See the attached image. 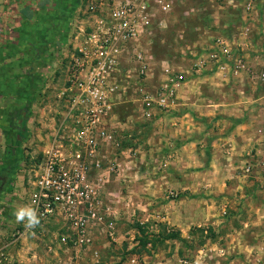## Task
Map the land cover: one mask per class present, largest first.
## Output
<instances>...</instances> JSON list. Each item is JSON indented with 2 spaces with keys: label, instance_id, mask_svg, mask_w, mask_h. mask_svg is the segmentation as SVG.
<instances>
[{
  "label": "crops",
  "instance_id": "1",
  "mask_svg": "<svg viewBox=\"0 0 264 264\" xmlns=\"http://www.w3.org/2000/svg\"><path fill=\"white\" fill-rule=\"evenodd\" d=\"M89 1L0 0V134L9 135L8 140L3 137V148L7 146L8 150V145H12L10 133L16 137L24 134L30 118L44 115L45 102L49 100L61 106L55 109L53 128L55 134L60 132L65 106L59 95L68 86L73 55L95 24V18L87 11ZM219 1L174 0L169 12L154 8L151 34L141 36L124 52L121 68L126 73L133 72L127 63L128 55L142 51L147 56L150 70L142 82L149 90L163 82L167 69L186 74V82L169 111L146 120L140 108L138 119L129 116L124 120L115 107L125 101L126 84L137 81L133 74L131 78L117 76L123 91L114 100L104 126L118 136L124 130L134 133L147 129L148 151H138L136 146L133 155L123 147L102 149V200L115 221V235L112 239L95 236L93 245L73 264H111L114 256L103 254L117 253L118 249L122 250L121 264H132L133 260L138 264H264V170L254 166L250 174H243L248 153L263 147L258 145L256 135L264 123L261 100L246 80L224 77L208 61L213 40L218 37L228 39L232 50L243 55L249 64L255 66L264 61L260 51L264 0H257L261 6L251 21L243 13L245 0H225L231 15L205 12L211 7L222 10ZM199 20L206 23L202 25ZM244 26L251 29L246 39L239 36ZM191 27L198 38L188 42L184 38ZM170 32L180 39L178 57H155L154 44L163 48L167 44L161 43ZM201 32L211 36L207 39ZM202 60L207 64L198 69ZM203 85L217 94L209 98L193 91ZM244 90L248 96L243 95ZM235 94L241 97L236 98ZM13 118H20L16 128L10 120ZM143 120L157 121L145 128L140 123ZM50 146L55 144L50 142ZM4 171L10 173V166ZM11 183L8 177L1 196ZM169 192L176 197L171 198ZM136 214L147 220L138 222L137 236L130 238L132 242H125L118 222L129 221ZM61 226L62 222L51 220L37 227L23 226L17 232L22 243L28 232L50 234L46 240L48 256L57 264H67L71 256L57 241ZM43 227L48 231H41ZM159 233L164 243L178 244L176 252L160 253L155 249ZM169 233H177L180 240L166 239ZM145 237L147 243L143 247L140 239ZM16 257V264L42 261L38 254L29 257L24 248Z\"/></svg>",
  "mask_w": 264,
  "mask_h": 264
},
{
  "label": "built area",
  "instance_id": "2",
  "mask_svg": "<svg viewBox=\"0 0 264 264\" xmlns=\"http://www.w3.org/2000/svg\"><path fill=\"white\" fill-rule=\"evenodd\" d=\"M173 1L90 0L87 4V11L95 18V24L73 55L68 68V86L59 95L65 106L59 139L55 147L43 152L26 194L27 209L35 213L39 223L29 226L28 218H24V227L28 228L51 220L62 222L57 241L71 256L67 264H73L87 251L95 236L112 239L115 235V221L102 200L103 184L99 175L102 149L122 148L118 142L120 136L104 126L114 100L120 95L117 76L131 78L133 74L135 77L142 115L146 120L169 111L177 103V92L186 82V74L167 69L166 77L156 88L144 87L142 79L147 76L150 63L142 51H133L126 58L128 65L133 67L132 73H124L121 68L128 47L141 36L151 34L154 8L169 12ZM261 4L264 6L263 1ZM260 6L257 0L244 1L243 13L247 21L253 19ZM250 33V27L244 26L239 36L246 39ZM261 35L260 51L264 54V29ZM208 61L224 77L229 75L250 83L261 100L264 122V61L255 66L249 64L243 55L232 50L228 39L222 37L213 40V52ZM203 64L207 61L197 64L198 69ZM256 135L258 145L263 147L248 153L244 175L250 174L254 166L264 170V123ZM112 164L117 168V162ZM168 194L171 198L177 195L174 192ZM19 236V232L13 235L15 239ZM11 243L0 245V264L8 260L5 251ZM138 263L137 260L132 262Z\"/></svg>",
  "mask_w": 264,
  "mask_h": 264
},
{
  "label": "rangeland",
  "instance_id": "3",
  "mask_svg": "<svg viewBox=\"0 0 264 264\" xmlns=\"http://www.w3.org/2000/svg\"><path fill=\"white\" fill-rule=\"evenodd\" d=\"M225 3V0H220L218 2V6L223 8L222 10L219 8L217 9L216 7H211L205 12H207L208 14H212L213 16L218 12H220V14L227 15V13H229L231 15L232 11L226 9ZM198 22L202 25L206 23L205 21L201 20H199ZM209 23L211 24L210 20ZM201 33L205 38H209L211 36L210 33H208L207 35H204L203 32ZM196 38H198V36L195 35L193 27H191L190 29L188 28V32H186V37L184 39L188 42H192ZM179 40L180 39L177 37V34L175 32H170L169 34H167V36L164 37L165 43H163L164 41L161 43V45L167 44L162 46L163 48L158 47L159 43H155L154 46L152 45L154 55H156L155 57L166 56L171 57L172 59H176L178 57ZM166 46H168V52H165L163 50L166 48ZM160 50H163L164 52H159ZM137 86L138 84L135 81L134 83L126 84L127 89L125 92H127V96H123V98H125V101H122L120 105L115 107V110L121 114L120 116H122L124 120L129 116H131L132 120H136L138 119L137 117H139V109L141 108V103L139 95L137 94L138 92L136 91ZM120 91H123V89L121 88ZM193 91H199L203 94V96L209 98H212L213 94H217V92L211 90L207 85H203V87L198 86ZM244 92L245 93H243V95H249L248 91L244 90ZM235 97L239 98L241 96L240 94H235ZM58 101L59 99L57 98V102ZM45 103H47V105L44 106V115L39 116L37 114L34 118H30L28 120V131H26L24 134H18L17 137L16 135L14 136L12 135V133H10L13 140H11L12 145H8V150L6 149L7 146L3 148V137L8 140L9 135L7 134V132L0 134V172H2L3 169H8L10 166L11 171L9 173V181L12 182L11 184H8L6 186L4 195H0V245L3 246L13 241V243H11L9 248L5 251V255L8 258L5 264H16V256L21 253V249L23 248L25 249V253L28 254L29 257H31L32 254H38L40 259H42V261H38V263L40 264H57V262H53L48 256V243H46V240L50 237V234H44V236H40L36 232H28L24 237L25 243H22L23 238L15 239V237H13L17 230L21 232L22 227L24 226V219L17 220L16 213L25 208L27 197L26 194L30 188V182L33 179L34 169L42 158L43 152L51 147L50 142L56 145V140L59 139V133L55 134L56 132L53 128L56 124V117H54V114H56L55 109H60L61 106L60 104L56 105V102H53L52 100H49V102L46 101ZM261 113H263V111H261ZM262 118L263 117H261V119ZM19 119L20 118L10 119L12 121V126H18ZM156 121L157 120H153V122H149L143 120V122L141 121L140 123L146 128L148 127L149 123L152 124ZM34 128H36L37 130ZM139 130V132L134 133H132L131 131L129 132L128 130H124V132L121 133L119 140L121 141L123 150H125V152L128 151V153L131 152L130 154L133 153L134 155L136 146L138 147V151H148L149 145L147 143V129ZM126 216H128V214ZM145 219H142V216H137L136 214L135 216L130 218L129 221L121 220L118 222L119 233L123 238H125V242H132L130 238H132L133 236H137L136 229L138 227L137 224H139L138 222ZM146 222L148 224L150 223V221ZM43 228H41V231H48L45 229V227ZM142 234L144 235L145 232ZM161 238L162 235L160 234L158 236V241L155 243V249H159L160 253L176 252L178 244H174L173 242L164 243ZM121 251L122 250L118 249L115 250V252L117 253L108 254L107 252L103 254V256L109 257V255H113V261H111L113 263L111 264H121ZM103 264H105V262H103Z\"/></svg>",
  "mask_w": 264,
  "mask_h": 264
},
{
  "label": "trees",
  "instance_id": "4",
  "mask_svg": "<svg viewBox=\"0 0 264 264\" xmlns=\"http://www.w3.org/2000/svg\"><path fill=\"white\" fill-rule=\"evenodd\" d=\"M123 147V146H122ZM8 177H9V173L8 172H2L0 173V193L2 192L4 186L7 184L8 182ZM140 231L143 233L144 231L141 229V227H139ZM166 239H179L178 234H172L169 233L168 235L165 236ZM140 243L143 247H145V244L147 243V238L145 237L144 239H140Z\"/></svg>",
  "mask_w": 264,
  "mask_h": 264
},
{
  "label": "clouds",
  "instance_id": "5",
  "mask_svg": "<svg viewBox=\"0 0 264 264\" xmlns=\"http://www.w3.org/2000/svg\"><path fill=\"white\" fill-rule=\"evenodd\" d=\"M25 217L28 218V225L34 226L39 223L35 213L31 209H22L16 213L17 220H23Z\"/></svg>",
  "mask_w": 264,
  "mask_h": 264
}]
</instances>
